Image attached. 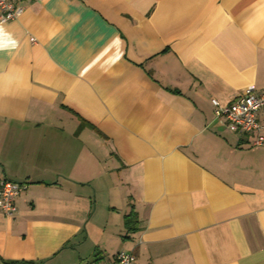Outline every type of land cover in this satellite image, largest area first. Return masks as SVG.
I'll list each match as a JSON object with an SVG mask.
<instances>
[{
  "label": "crops",
  "instance_id": "obj_1",
  "mask_svg": "<svg viewBox=\"0 0 264 264\" xmlns=\"http://www.w3.org/2000/svg\"><path fill=\"white\" fill-rule=\"evenodd\" d=\"M0 24V264H264V0H19ZM264 126V107L258 112Z\"/></svg>",
  "mask_w": 264,
  "mask_h": 264
},
{
  "label": "built area",
  "instance_id": "obj_2",
  "mask_svg": "<svg viewBox=\"0 0 264 264\" xmlns=\"http://www.w3.org/2000/svg\"><path fill=\"white\" fill-rule=\"evenodd\" d=\"M19 0H0V24L15 20L22 14ZM215 118H223L232 131L253 135L252 146L261 147L264 142V126L258 120V112L264 107V88L248 86L239 92L228 104L212 99ZM22 191V185L9 179H0V210L11 218L15 211V198ZM134 256L129 251H120L106 264H133Z\"/></svg>",
  "mask_w": 264,
  "mask_h": 264
},
{
  "label": "clouds",
  "instance_id": "obj_3",
  "mask_svg": "<svg viewBox=\"0 0 264 264\" xmlns=\"http://www.w3.org/2000/svg\"><path fill=\"white\" fill-rule=\"evenodd\" d=\"M3 32V27H2V25H0V33H2Z\"/></svg>",
  "mask_w": 264,
  "mask_h": 264
}]
</instances>
